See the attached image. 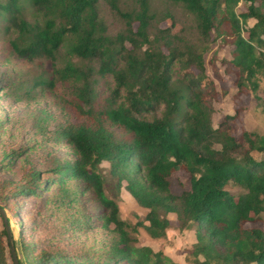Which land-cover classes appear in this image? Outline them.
<instances>
[{
  "label": "trees",
  "instance_id": "1",
  "mask_svg": "<svg viewBox=\"0 0 264 264\" xmlns=\"http://www.w3.org/2000/svg\"><path fill=\"white\" fill-rule=\"evenodd\" d=\"M100 1L26 0L35 13L30 18L22 0H0L3 29L15 34L11 52L29 62L52 64L49 77L39 75L32 88L52 90L58 82L68 83L73 95L72 101L62 102L65 123L52 124L46 132L56 147L72 155L43 158L40 169L25 156L41 146L35 137L10 150L0 171H10L18 158L23 163L19 179L0 181V207L9 223L14 201L40 197L52 185L58 193L75 195L78 191L66 184L81 183V193L91 191L101 210L100 226L116 234L101 255L56 249L36 253L19 229L18 264H179L137 245L131 232L138 223L123 220L107 193L109 185L116 191L123 183L147 210L144 228L151 238L165 236L171 213L179 230L193 232L190 264H264V229L246 226L264 224V159L252 156L253 151L264 153V136L244 130L235 135L236 111L212 124L217 91L205 61L221 37L232 46L223 63L226 73L234 75L237 91L248 84L257 87V76L264 75V0H248L241 12L235 11L239 0H172L192 15L196 41L185 36L169 12L163 16L169 26L151 33L155 16L150 0H134L126 11L120 10L119 0H106L123 20V28L109 36L99 15ZM248 19L254 20L250 27ZM63 45L70 58L97 62V70L71 60L57 67ZM98 78L107 79L109 87L101 104L96 102ZM179 170L188 173L190 187L176 194L169 177ZM229 183L243 191H230ZM9 257L2 226L0 264H9Z\"/></svg>",
  "mask_w": 264,
  "mask_h": 264
},
{
  "label": "rangeland",
  "instance_id": "2",
  "mask_svg": "<svg viewBox=\"0 0 264 264\" xmlns=\"http://www.w3.org/2000/svg\"><path fill=\"white\" fill-rule=\"evenodd\" d=\"M22 2L26 6L28 17L33 18L35 15L33 10L28 7L26 0ZM133 3L134 0H119L118 6L121 11H126L133 7ZM247 3L248 0H239L235 11H243ZM150 8L155 16L151 33L157 34L158 28L169 26L170 21L164 20L163 17L169 12L184 29L188 39L192 41L198 39L195 21L182 4L172 0H150ZM99 15L106 22L109 36H115L123 28L122 18L106 0L99 2ZM253 24L254 20L248 19L246 26L250 27ZM3 27L4 23L0 19V162L2 159L7 161L4 156L10 150L31 144L33 139L30 136H33L39 144L41 143V146L36 150L28 151L25 156L42 169L43 158L57 160L61 158L60 156L72 155L69 150L56 147L52 140L47 139L46 132L48 129H53L52 124L65 123L66 111L62 109L65 104L63 101H72L73 95L68 90V83L58 82L52 90H42L41 87L32 88L33 80L39 75L46 74V79L49 77L52 64L44 59L29 62L16 57L10 48V41L15 34L5 31ZM231 48L229 42L218 37L211 45V50L205 54L206 72L214 81L217 91V99L213 102L212 124L217 126L224 115H232L236 111L239 116L236 119L235 135L244 130L264 136V75L257 76L255 89L248 84L242 92H238L234 85V75L226 73L227 67L223 63V59L229 57ZM69 60L77 65L88 64L95 70L98 67L95 61L88 63L77 57L70 58L66 46L63 45L58 51L56 65L63 66ZM98 80L96 102L101 104L102 98L109 92V87L107 79L98 78ZM65 107L69 110L67 106ZM33 114L36 115L34 118ZM252 156L264 159V153L253 151ZM22 163L23 159L18 158L12 164L10 171H0V181L19 179ZM101 166L105 168L107 164L103 163ZM169 180L173 193L179 194L190 187L189 175L185 170L173 173ZM124 185L125 183L120 190L116 191L113 189V184L109 185L107 193L117 202L123 220L132 224L138 223L136 230L131 232L136 238L137 245L161 251L176 263L190 264V249L195 242L193 232L179 230L176 215L171 213L168 214L170 225L165 236L157 240L151 238L144 228L147 224L144 220L147 210L136 203L125 190ZM66 186L77 190L78 194L73 195V191L58 193L57 185H52L40 197L13 202L15 210L8 211V214L13 238L17 241L16 245L14 244L17 255H22L19 247V229L23 233V239L32 244L36 253L45 249H56L66 254L101 255L110 246L112 240L116 239V234L112 230L100 226L98 215L101 210L93 193L91 191L81 193L84 188L81 183H68ZM226 188L236 193L243 191L240 186L233 183H229ZM71 198V201L63 204L62 200ZM45 224L48 225L43 226ZM2 226L0 216V228ZM246 226L264 229L262 222L248 223ZM8 261L12 264L11 257Z\"/></svg>",
  "mask_w": 264,
  "mask_h": 264
},
{
  "label": "water",
  "instance_id": "3",
  "mask_svg": "<svg viewBox=\"0 0 264 264\" xmlns=\"http://www.w3.org/2000/svg\"><path fill=\"white\" fill-rule=\"evenodd\" d=\"M0 216L2 218L3 227L6 232V241L8 244V250H9L11 260H12V264H18V255L16 253V249L14 245L12 230L7 220L6 211L2 207H0Z\"/></svg>",
  "mask_w": 264,
  "mask_h": 264
}]
</instances>
